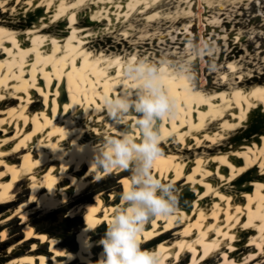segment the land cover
I'll list each match as a JSON object with an SVG mask.
<instances>
[{
    "label": "bare ground",
    "instance_id": "bare-ground-1",
    "mask_svg": "<svg viewBox=\"0 0 264 264\" xmlns=\"http://www.w3.org/2000/svg\"><path fill=\"white\" fill-rule=\"evenodd\" d=\"M163 1L0 0V227L24 219L25 233L1 249L0 264H97L101 258L105 222L121 203L129 173L91 164L105 138L139 134L134 112L113 121L103 103L135 99L136 82L126 71L133 57L156 67L176 99V114L155 122L163 154L154 175L175 186L178 207L141 227V247L158 251L161 264H203L215 256L218 264H264V82L249 83L235 60L227 62L226 82L207 72L198 80L192 65L210 54L205 44L188 63L171 54L142 57L133 32L173 18ZM179 1L193 16V0ZM136 16L146 19L141 29ZM120 36L135 49L123 41L106 44ZM119 175L122 184L89 192ZM21 183L26 197L18 202ZM78 198L88 200L66 235L30 223L31 214L56 212Z\"/></svg>",
    "mask_w": 264,
    "mask_h": 264
},
{
    "label": "clouds",
    "instance_id": "clouds-1",
    "mask_svg": "<svg viewBox=\"0 0 264 264\" xmlns=\"http://www.w3.org/2000/svg\"><path fill=\"white\" fill-rule=\"evenodd\" d=\"M206 52L211 53L209 57L214 53L210 41ZM126 71L136 82L135 99L105 97L103 103L113 121H122L134 112L139 134L125 131L119 136H109L98 154H93L92 170L108 172L119 168L129 173V182L120 192L121 203L105 222L106 230L99 241L103 251L97 264H161L160 253L143 249L136 237L151 219L169 217L177 211L175 186L154 175L155 164L163 154L161 132L155 122L162 123L165 117L176 114V99L163 87L156 67L133 57Z\"/></svg>",
    "mask_w": 264,
    "mask_h": 264
},
{
    "label": "rangeland",
    "instance_id": "rangeland-1",
    "mask_svg": "<svg viewBox=\"0 0 264 264\" xmlns=\"http://www.w3.org/2000/svg\"><path fill=\"white\" fill-rule=\"evenodd\" d=\"M207 3L206 0L205 2L204 0H200V2L199 0H193V7H191L193 16H189L182 12L187 7L186 3L183 4L179 0H164L162 8L164 12L171 11L173 14L170 13L174 15L173 18L171 20L165 19L154 22L153 27L154 29L156 28L155 30L133 32V36H136H132L133 38H131L139 42L138 49L143 54L141 56L144 57L147 53L149 56L156 57L155 59H161L164 55L169 56L171 54L170 57L172 59L184 60V62L188 63L187 59L191 55L190 53L194 50L200 51L201 44H205L206 52L207 39V41H210L214 45V53L210 57L211 53L205 57L200 56L201 58L199 57L196 61L194 60L195 62L193 61L192 68L195 69L194 71L197 75L200 74L197 76L198 80L203 78L204 73L207 72L209 76L206 75V77L214 79L215 76H219L223 77L222 80L226 82L224 74L230 69L227 62L235 60L239 63L238 66L241 67L239 70L244 72L243 74L249 83L264 82V0H212L211 6H206ZM188 8L186 9L188 10ZM200 8L203 9L201 13L199 12ZM180 15L185 17L179 18L181 17ZM215 17L219 22L213 24L217 26H210V20L215 19ZM139 18H142V16L134 18L136 29H141L146 24V19L142 18L141 20ZM136 20H140V24ZM208 23L210 27L207 26ZM191 24L192 27L189 26ZM201 26L205 27L200 32ZM188 31L194 35L188 34ZM153 33L155 34L151 36L150 34ZM237 33H240V37L236 35ZM140 35L146 36L144 39H140ZM121 37L107 38L106 44H115V41H121V43H126L129 51H133L136 47L133 41L130 39L124 41V39L121 40ZM97 42L100 43V41ZM189 45L192 48L191 50L188 49ZM201 63L206 64L203 66V68L205 67L203 69L204 72L200 69L202 67ZM118 177L117 182H113L116 180L114 176L99 181L100 183H96L97 185L95 184L89 192L97 194L99 189L105 190L122 184L123 176L119 175ZM23 187L24 184L21 183L15 189L17 198H19L18 202L24 200V197H26ZM84 200L87 201L88 199ZM84 200L78 198L71 205L50 214L45 215L42 212L33 213L30 215L32 221L30 223L38 231L46 227L51 230L55 229L54 231L60 232L64 236L80 222L81 216H75L74 213L77 209L83 207L82 202ZM75 202L79 203L74 205L73 203ZM12 206L9 205L8 207L11 208ZM23 227L24 219L18 218L0 227V251L25 234L22 232ZM219 259V257L215 256L203 264H218Z\"/></svg>",
    "mask_w": 264,
    "mask_h": 264
}]
</instances>
